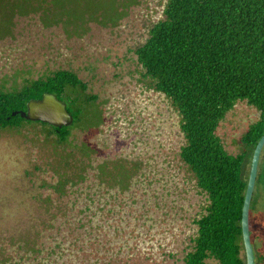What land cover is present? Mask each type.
I'll list each match as a JSON object with an SVG mask.
<instances>
[{"label":"rangeland","instance_id":"rangeland-1","mask_svg":"<svg viewBox=\"0 0 264 264\" xmlns=\"http://www.w3.org/2000/svg\"><path fill=\"white\" fill-rule=\"evenodd\" d=\"M166 1L136 0L116 26L90 23L76 35L44 28L36 15L17 18L0 40V91L68 70L88 84L102 117L97 129H73L65 144L47 125L0 130L27 152L32 208L0 227V264H183L207 200L179 156V114L149 89L132 52L162 20ZM256 113L237 102L221 121L217 135L229 154L243 150ZM84 143L95 151L81 153ZM76 172L82 178L58 185L59 173Z\"/></svg>","mask_w":264,"mask_h":264},{"label":"trees","instance_id":"trees-1","mask_svg":"<svg viewBox=\"0 0 264 264\" xmlns=\"http://www.w3.org/2000/svg\"><path fill=\"white\" fill-rule=\"evenodd\" d=\"M135 4L136 0H0V40L11 35L17 18L36 15L42 27L62 26L76 35L85 33L90 23L116 26ZM132 52L149 89L163 94L179 114L184 139L179 156L207 200L204 213L194 221L197 230L183 264H207L210 258L228 264L231 256L236 263L233 234L238 233L246 186L243 171L264 136V0H167L162 20ZM87 90L88 84L68 70L30 80L19 90H2L0 130L21 127L26 121L11 114L25 111L30 100L52 94L73 117L69 127H50L65 144L73 129L93 130L102 122L97 98ZM243 101L259 117L241 137L246 150L233 155L225 150L217 129ZM91 120L95 123L88 125ZM89 147L84 143L81 153Z\"/></svg>","mask_w":264,"mask_h":264},{"label":"flooded vegetation","instance_id":"flooded-vegetation-1","mask_svg":"<svg viewBox=\"0 0 264 264\" xmlns=\"http://www.w3.org/2000/svg\"><path fill=\"white\" fill-rule=\"evenodd\" d=\"M255 116L257 118L256 119V121H257L259 114L256 113ZM31 123H36V124H40V125H47V124H43L40 122L26 121V123H24L21 127H24L25 125H30ZM47 126H49L46 129L47 131H50L51 128H55V127H52L50 125H47ZM21 127H18V128H21ZM12 128H15V127H12ZM7 129H10V128H7ZM55 129L59 131L61 128L60 129L55 128ZM87 131H91V129H89ZM242 146H243V150L241 152L246 150L244 145H242ZM259 159L260 160H259L258 166H257L256 178H255L253 190L251 193V198H250L249 207H248V215H247V236H248V243H249V246L251 249V256H252V263L253 264H264V150H262ZM250 163H251V158L249 160H247V162L245 163V167H244V171H243V179L246 183V186H245V191H244L243 199H242V203H241L239 219L237 221V226H236L238 229V233L233 234L234 239H235L234 244L237 248V253H236L237 262L233 263V257L231 256L229 258L228 264H248V254H247V248H246V244H245V239H244V235H243V229H242V223L241 222H242V207H243L245 192H246L248 179H249L248 177H249V172H250ZM60 175L61 174L59 173L58 177H59L60 184H58V185H61V180L62 181L67 180V179H61ZM230 222H231V220H230ZM194 236L192 238H189V245H190L189 249L190 250H191L192 240H193ZM189 251H187L185 253V255ZM183 259H184V257H183ZM208 261L211 262L212 264H220L214 258H210L207 260V264H210Z\"/></svg>","mask_w":264,"mask_h":264},{"label":"clouds","instance_id":"clouds-1","mask_svg":"<svg viewBox=\"0 0 264 264\" xmlns=\"http://www.w3.org/2000/svg\"><path fill=\"white\" fill-rule=\"evenodd\" d=\"M26 171L25 149L0 139V227L17 224L32 212Z\"/></svg>","mask_w":264,"mask_h":264},{"label":"water","instance_id":"water-1","mask_svg":"<svg viewBox=\"0 0 264 264\" xmlns=\"http://www.w3.org/2000/svg\"><path fill=\"white\" fill-rule=\"evenodd\" d=\"M19 115L25 121L40 122L55 128L68 127L73 122V117L67 111L66 105L52 94H44L39 100H30L25 111L13 112L12 117ZM262 150H264V136L257 142L251 157L248 184L242 207V229L248 254V264L252 263L251 249L247 236L248 207L256 178L257 166Z\"/></svg>","mask_w":264,"mask_h":264}]
</instances>
